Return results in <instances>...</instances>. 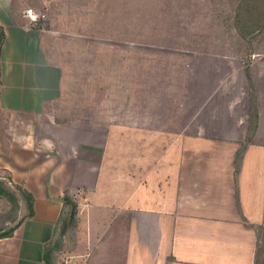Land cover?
I'll return each mask as SVG.
<instances>
[{
    "label": "crops",
    "instance_id": "obj_1",
    "mask_svg": "<svg viewBox=\"0 0 264 264\" xmlns=\"http://www.w3.org/2000/svg\"><path fill=\"white\" fill-rule=\"evenodd\" d=\"M14 5L0 0V11H10V18L0 13V179L8 174L34 197L35 215L0 239V264H36L27 246L39 242L28 236L43 237L37 263L45 264L46 237H53L67 192L90 215L87 264H257L264 142L249 143L237 169L245 120L228 138L219 122L217 135H206L198 119L214 117L210 95L182 130L176 120L183 112H96L90 98L81 102V82L72 75L75 46L57 50L45 19L32 6ZM71 93L84 109L64 106ZM161 119L167 124L159 126Z\"/></svg>",
    "mask_w": 264,
    "mask_h": 264
},
{
    "label": "rangeland",
    "instance_id": "obj_2",
    "mask_svg": "<svg viewBox=\"0 0 264 264\" xmlns=\"http://www.w3.org/2000/svg\"><path fill=\"white\" fill-rule=\"evenodd\" d=\"M12 1L15 11L32 6L45 19L50 38L52 35L57 39V50L75 46L72 75L81 82L77 87L81 102L90 98L91 109L96 112L106 110L115 116L126 112L135 116L141 109L183 112L182 119L176 120L177 129L182 130L193 112H202L199 108L205 96L210 95L214 97L208 111L214 112V117L210 114L209 118L198 119L204 122V133L217 135L213 127L222 124L224 136L228 138L229 130L236 126L238 119H243L245 122L238 133L246 128L247 138L255 96L259 119L251 143L264 142V16L251 29L242 25L245 33L255 29L252 37H242L235 25L240 0ZM2 9L1 15L10 18V11ZM253 51L258 55H252ZM66 75L73 79L71 72ZM73 98L71 93L64 106L69 109L77 106L81 110L87 105L81 102L78 105L72 102ZM229 107L234 111L231 117ZM215 113L219 116L215 117ZM160 123L165 124V119L159 121V126ZM259 129L262 134H258ZM4 176L7 179L2 181L26 204L17 185L8 174ZM66 194L72 197L69 192ZM73 200L78 204L77 226L62 235L59 224L53 237L50 239V234L46 237L47 243L51 241L55 264H87L91 254L87 241L93 233V229L88 230L90 215H83L80 199ZM13 213L8 201L0 199V226L7 230L13 228L17 222L6 221ZM26 213L27 208L22 211L20 206L17 220L25 218ZM36 237L28 236L39 244L31 243L27 247L38 249V258L43 237Z\"/></svg>",
    "mask_w": 264,
    "mask_h": 264
},
{
    "label": "trees",
    "instance_id": "obj_3",
    "mask_svg": "<svg viewBox=\"0 0 264 264\" xmlns=\"http://www.w3.org/2000/svg\"><path fill=\"white\" fill-rule=\"evenodd\" d=\"M237 19H236V29L238 30L239 34L242 37L246 36L248 38L252 37L251 35H255L254 30H249L247 33L243 32L241 26H247V28L251 29V25H255V21L262 16H264V0H240L237 6ZM242 20V21H241ZM242 31V32H241ZM5 40V33L4 29L0 25V50ZM2 73H1V63H0V81H1ZM256 98L253 97V102L251 104V112H250V126H249V133L246 138V143L242 145L241 150L239 151L236 167L237 169L240 166L241 160L243 158V154L246 150V147L249 143H251L254 139L255 132L258 127V111L256 107ZM1 113V112H0ZM17 190L21 193L22 198L26 201L27 213L26 217L22 220L18 219V213L20 209V199L16 191H14L8 184L4 183V181L0 180V199H6L8 203L13 208V215L12 217H7L6 221L11 223L17 224L11 228L10 230L5 229L3 226H0V239H6L13 237L16 230L20 227V225L26 220L31 219L35 215L34 211V197L26 190H23L21 187L16 186ZM63 207L55 228V233L57 232L59 224L62 225L61 234L64 235L70 227L73 229L77 226V211H78V204L73 200V198L66 194L62 199ZM264 230V228H262ZM261 244L258 246V260L257 264H264V231L260 236ZM48 242L44 246L43 252V260L45 264H55L51 254V247Z\"/></svg>",
    "mask_w": 264,
    "mask_h": 264
},
{
    "label": "bare ground",
    "instance_id": "obj_4",
    "mask_svg": "<svg viewBox=\"0 0 264 264\" xmlns=\"http://www.w3.org/2000/svg\"><path fill=\"white\" fill-rule=\"evenodd\" d=\"M29 258H30V262H36L37 261L38 258H37V249L36 248H30Z\"/></svg>",
    "mask_w": 264,
    "mask_h": 264
},
{
    "label": "built area",
    "instance_id": "obj_5",
    "mask_svg": "<svg viewBox=\"0 0 264 264\" xmlns=\"http://www.w3.org/2000/svg\"><path fill=\"white\" fill-rule=\"evenodd\" d=\"M34 19V17H32Z\"/></svg>",
    "mask_w": 264,
    "mask_h": 264
}]
</instances>
